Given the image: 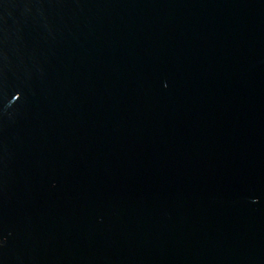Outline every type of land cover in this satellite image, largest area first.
Masks as SVG:
<instances>
[{
    "label": "water",
    "instance_id": "95a60500",
    "mask_svg": "<svg viewBox=\"0 0 264 264\" xmlns=\"http://www.w3.org/2000/svg\"><path fill=\"white\" fill-rule=\"evenodd\" d=\"M0 264H264V0H0Z\"/></svg>",
    "mask_w": 264,
    "mask_h": 264
}]
</instances>
